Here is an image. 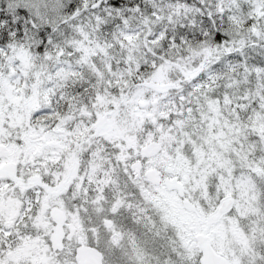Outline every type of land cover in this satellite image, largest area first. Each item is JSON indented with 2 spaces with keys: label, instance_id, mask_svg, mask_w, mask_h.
I'll list each match as a JSON object with an SVG mask.
<instances>
[{
  "label": "snow or ice",
  "instance_id": "6c2138e0",
  "mask_svg": "<svg viewBox=\"0 0 264 264\" xmlns=\"http://www.w3.org/2000/svg\"><path fill=\"white\" fill-rule=\"evenodd\" d=\"M0 264H264V0H0Z\"/></svg>",
  "mask_w": 264,
  "mask_h": 264
}]
</instances>
